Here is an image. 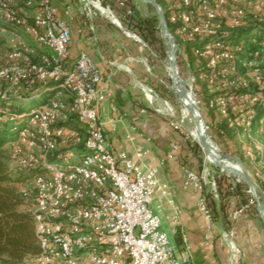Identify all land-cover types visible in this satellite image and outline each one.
I'll use <instances>...</instances> for the list:
<instances>
[{
    "label": "built area",
    "instance_id": "obj_1",
    "mask_svg": "<svg viewBox=\"0 0 264 264\" xmlns=\"http://www.w3.org/2000/svg\"><path fill=\"white\" fill-rule=\"evenodd\" d=\"M160 1L176 58L213 126L229 132L264 184V0ZM90 3L101 13L111 14L112 6L124 10L123 19L132 15L128 0ZM70 41L53 0H0V126L12 134L4 146L10 170L26 176L17 189L30 203L39 247L21 264H196L185 239L172 244L150 208L157 192L168 193L158 169L139 162L144 152L133 158L108 140L107 125L119 119L103 120L109 93L100 71L85 52L71 60ZM42 95L40 105L24 109ZM217 178L206 166L184 169L183 185L200 193L198 207L210 226L205 195L218 199ZM246 209L230 212L231 222ZM178 216L173 206L175 227ZM222 236L229 263L240 264L232 224Z\"/></svg>",
    "mask_w": 264,
    "mask_h": 264
},
{
    "label": "crops",
    "instance_id": "obj_2",
    "mask_svg": "<svg viewBox=\"0 0 264 264\" xmlns=\"http://www.w3.org/2000/svg\"><path fill=\"white\" fill-rule=\"evenodd\" d=\"M53 4L59 9L71 33L69 58L74 60L79 53L85 52L97 65L102 84L109 93L102 108V118L107 122L110 119L119 121L115 127L107 125L108 140L116 151H124L130 157L134 158L137 152H144L139 162L156 167L159 183L168 186L166 197L159 192L155 194L150 204L151 210L160 220H167L171 231H174L175 225L170 216L173 206L177 207L180 228L187 234L185 242L192 255L194 253L202 258V261L195 260L193 256L195 263L225 264L224 258L220 257L221 245L215 241L209 246L220 233L215 225H209L199 210L200 193L183 185L185 168L198 172L192 151L185 145L182 136L173 130L170 121L147 109L148 105L139 96V89L145 92L142 83L149 79L142 69L144 64L139 65L142 59L127 52H119L115 49L117 43L107 42L104 24L96 19H84L86 13L79 0H53ZM66 5L71 10L68 14L64 13ZM102 48L115 50L114 53H103ZM206 116L213 121L211 113L207 112ZM168 200H172L173 205ZM240 247L242 264H255L259 261L256 257L251 261L243 244ZM226 259L228 263L227 254Z\"/></svg>",
    "mask_w": 264,
    "mask_h": 264
},
{
    "label": "rangeland",
    "instance_id": "obj_3",
    "mask_svg": "<svg viewBox=\"0 0 264 264\" xmlns=\"http://www.w3.org/2000/svg\"><path fill=\"white\" fill-rule=\"evenodd\" d=\"M157 4L162 8V2L160 0H155ZM128 7H133L134 16L139 20L148 21V23L155 24L156 37L157 39L151 40V42L146 41L141 34L133 27L132 24L128 23V20L124 21L122 14L115 7H110L111 14L101 13L98 9H95L90 3V0H84L83 3L87 4V8L90 9V15L84 14V19L87 21L98 20L101 21L106 29V38L107 42L117 43L116 48L119 52L129 53L131 56H136L141 58L139 65L144 64L142 69L148 75L149 79L147 82L142 83V89H145V92L139 89V96L142 98L144 103L148 105L150 111H153L157 115H161L163 118L168 121H172L178 126V129H173L182 136L184 139L185 145L192 151L194 157L195 165L198 168V172L206 166L208 168L210 176H225L229 177L233 189V194H231L229 201L222 202V207H220V198L218 196L217 200H214L215 203V218L213 225L216 226L217 232L220 234L212 239L210 245H213L216 241L221 245L220 257L224 258L225 264L227 263L226 254L229 257V248L226 241L224 240L222 233L229 228L230 224L233 225L236 235V244L240 247V244H243L245 251L251 257V261L254 257L259 258V261L255 264H264V222H262L259 217L256 203L247 184L238 179L229 175L225 171H221L215 165L209 163L206 160V155L197 139L194 138L193 133L196 131V125L194 123L193 115L185 109L179 102L182 99L180 96L176 95L172 88V75L170 72L169 65V48L167 41L160 29L159 19L155 10L147 3L141 0H128ZM101 6L106 7L105 3L101 1ZM97 6V5H96ZM71 11V10H69ZM132 17V16H131ZM119 23V25L117 24ZM169 30V29H168ZM91 31V30H90ZM171 34V32L169 31ZM174 38V37H173ZM114 43V44H115ZM109 45V43H106ZM105 44V45H106ZM174 44L176 41L174 39ZM113 47V46H112ZM4 49V46L2 47ZM103 53L105 51H110L114 53L111 48H102ZM105 49V50H104ZM177 61V70L181 79L185 82L186 92L190 95L191 102L195 108L199 110L201 117L199 118L200 123L203 121L204 126L206 127V136L207 143L212 145V150L215 153L216 158L221 155L232 156L237 158L243 169L248 173L251 181L253 182L256 190L259 193V200L261 208L264 209V184L260 182L257 178L256 171L253 169V166H250L248 161L244 159L237 150L235 142L230 139L223 141L218 135L215 134L214 126L210 118L206 116V108L204 107L203 100L200 95L193 90L191 87L190 81L188 79L187 72L183 69L181 62L178 58ZM45 95L39 97V99L34 100L33 102L24 103V109L29 110L31 107H36L40 105L44 100ZM148 99H152V104L149 103ZM186 110V111H185ZM227 142V143H226ZM224 166L227 168L239 169L241 168L237 165L231 163H224ZM9 167L12 168L9 163ZM253 167V168H252ZM189 169V168H188ZM242 169V170H243ZM17 172V171H16ZM229 175V176H228ZM26 176L21 175L22 181ZM238 180V181H237ZM217 182V180H216ZM208 189V186L207 188ZM218 195V191H217ZM253 201V204L251 202ZM226 204V205H225ZM226 206V209L224 207ZM247 206L246 211H244L236 221L231 222L228 215L230 212L237 210L240 207ZM161 229L167 234L169 240L172 244H176V236L179 237V240L187 238L185 231L178 227H174V231H171L170 226L167 220L161 219ZM182 243V242H181ZM177 245V244H176ZM188 245V244H187ZM241 248V247H240ZM242 251V249H241ZM195 260H201L202 258L193 253ZM202 261V260H201ZM253 263V262H252ZM240 264H242L240 262Z\"/></svg>",
    "mask_w": 264,
    "mask_h": 264
},
{
    "label": "trees",
    "instance_id": "obj_4",
    "mask_svg": "<svg viewBox=\"0 0 264 264\" xmlns=\"http://www.w3.org/2000/svg\"><path fill=\"white\" fill-rule=\"evenodd\" d=\"M130 9L134 12L133 7H130ZM118 10L123 14V9ZM131 16L123 20H128V23L132 24L146 41L151 42V40L157 39L155 24L139 20L134 14ZM167 26L169 31L172 32V28L168 23ZM214 130L216 131L215 134L223 141L230 139V134L224 127H214ZM9 140H12V134L5 126H0V262L21 264L25 258L37 255L39 247L34 233L30 203H25L17 189V184L22 182L21 175L12 172L9 168V157L4 148L5 143ZM216 187L221 200L220 207L223 209L222 202L227 201L230 204L229 198L233 194V189L228 183V177L219 176ZM205 197L213 218H215L216 205L209 195H205ZM224 209H226V206ZM176 239V244L180 245L182 241L177 236Z\"/></svg>",
    "mask_w": 264,
    "mask_h": 264
},
{
    "label": "water",
    "instance_id": "obj_5",
    "mask_svg": "<svg viewBox=\"0 0 264 264\" xmlns=\"http://www.w3.org/2000/svg\"><path fill=\"white\" fill-rule=\"evenodd\" d=\"M141 1L149 4L155 10V12L157 14V17H158L159 23H160L161 32L164 35V37L167 41V44H168V48H169V65H170L169 69H170V72L172 75V88H173V90H174L175 86H177L179 88L180 95L183 98H185L186 100H188V102L190 103L189 107H188L189 112L191 114H194V108L195 107L193 105V101L191 103L190 95L186 92V89H185V82L181 79V77L178 74L175 47H174V38L169 33L167 22H166L164 14H163V11L161 10V7L157 4V2L155 0H141ZM195 109L197 110V112H199V110L197 108H195ZM194 123L197 127H200L199 120L195 119ZM205 130H206V127H205ZM198 143L202 147L204 154L207 153V154L211 155L212 163L216 167H218L222 171L227 172L231 176L239 178L240 180L244 181L247 184V186L249 188V192L251 193L252 197L255 200L256 208H257L259 217L261 218L262 222H264V209H262L261 205H260L259 193L256 190L253 182L251 181L248 173L243 169L240 161L235 157L226 156V155H221L222 159L220 157H218V158L214 157L211 153L212 145H209L207 143L206 132L204 135L199 134ZM226 162L233 163V164L239 166L241 169H243V171H238L236 169H230V168L225 167L223 164Z\"/></svg>",
    "mask_w": 264,
    "mask_h": 264
},
{
    "label": "bare ground",
    "instance_id": "obj_6",
    "mask_svg": "<svg viewBox=\"0 0 264 264\" xmlns=\"http://www.w3.org/2000/svg\"><path fill=\"white\" fill-rule=\"evenodd\" d=\"M97 7H98V5H97ZM102 10V9H101ZM102 11H104V10H102ZM174 92L176 93V95H178V96H180L182 99H180L179 100V102H180V104L185 108V109H188V107H189V102H188V100H186L185 98H183L181 95H180V90H179V88L177 87V86H175V88H174ZM191 101V100H190ZM192 103V102H191ZM186 111V110H185ZM189 111V110H188ZM193 115V118H194V120L195 119H197V120H199V118L201 117V115H200V113L199 112H197V110L194 108V114H192ZM200 122V121H199ZM201 122L202 123H200V127H197L196 126V131H195V133H193V136H194V138H196L197 139V141H198V136H199V134H205V132H206V130H205V127H204V124H203V121L201 120ZM211 153H212V155L214 156V157H216L215 156V153L213 152V150L211 149ZM207 154V153H206ZM206 160L209 162V163H212V157H211V155L210 154H207L206 155ZM225 167H227V166H225ZM230 169H234L233 167L232 168H230ZM236 170H238V171H243L242 169L241 170H239V169H236Z\"/></svg>",
    "mask_w": 264,
    "mask_h": 264
}]
</instances>
